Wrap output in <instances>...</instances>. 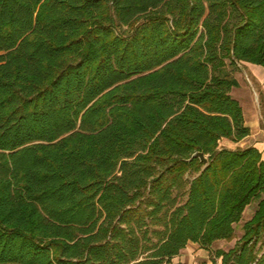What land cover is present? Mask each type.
<instances>
[{
	"label": "trees",
	"instance_id": "16d2710c",
	"mask_svg": "<svg viewBox=\"0 0 264 264\" xmlns=\"http://www.w3.org/2000/svg\"><path fill=\"white\" fill-rule=\"evenodd\" d=\"M242 63L264 0H0V264H173L255 202L215 256L264 264L262 154L220 149Z\"/></svg>",
	"mask_w": 264,
	"mask_h": 264
},
{
	"label": "rangeland",
	"instance_id": "374dc122",
	"mask_svg": "<svg viewBox=\"0 0 264 264\" xmlns=\"http://www.w3.org/2000/svg\"><path fill=\"white\" fill-rule=\"evenodd\" d=\"M253 67L263 69L261 66L255 65ZM228 71L240 84L239 87L233 89L232 96L240 102L245 113H248V111L250 110V104H251L250 101H252L253 106H256L258 108L259 113L262 114V117L264 119V115H263L264 79L260 77L259 75L260 72L252 71L251 66L244 63L239 64V67L237 69L228 67ZM220 149L238 150L240 148L233 143L231 144L221 143ZM257 208H258V203L256 202L247 208L243 220L239 224L235 225L236 233H235V239L233 241L224 244H219L215 246V248L214 247L212 248V253L209 252V255L207 256V258L212 262V264H220L222 261L221 259L218 258H216L215 260L213 259V257H216L215 256L216 251L221 250V248L226 251H229L235 247V244L244 235L245 223L253 218ZM186 249L181 253L180 256L181 260L183 259V261L186 262L187 264H204L203 260L200 259V257L198 258L195 255L196 253L194 251L192 250L188 251V249L187 250ZM195 258L199 259V261L193 262V259ZM175 261H178V259H176Z\"/></svg>",
	"mask_w": 264,
	"mask_h": 264
},
{
	"label": "crops",
	"instance_id": "0c3cea01",
	"mask_svg": "<svg viewBox=\"0 0 264 264\" xmlns=\"http://www.w3.org/2000/svg\"><path fill=\"white\" fill-rule=\"evenodd\" d=\"M248 65L251 66L252 71L260 72L259 73L260 77L264 79V68L263 67H262L263 69H261V68L253 67L255 65H251V64H248ZM239 86L240 84L238 83V87ZM250 102H251L250 110L248 111V113L244 112V121H245V125L251 129V135L240 142H234L228 139H223L220 141V145L221 143H224V144L233 143L236 146H238L240 149H245V148H250V147L256 148L261 152L263 160H264V119L262 117V114L259 113L258 108L256 106H253L252 101ZM224 243H228V241L223 240V241L216 242L213 245V247L215 248V246L219 244H224ZM187 249L188 251L189 250L194 251L196 253L195 255L198 258L200 257V259L203 260L204 264H212V262L207 258V256L209 255V251L202 249L198 244L191 243L189 244ZM221 250H224V249L221 248ZM180 256L176 257L173 260L174 264H177L180 262L186 263L183 261V259L182 260L180 259ZM176 259H178V261H175ZM213 259L215 260L216 257H213ZM196 261H199V259H196V258L193 259V262H196ZM220 264H222V261Z\"/></svg>",
	"mask_w": 264,
	"mask_h": 264
},
{
	"label": "water",
	"instance_id": "95a60500",
	"mask_svg": "<svg viewBox=\"0 0 264 264\" xmlns=\"http://www.w3.org/2000/svg\"><path fill=\"white\" fill-rule=\"evenodd\" d=\"M193 158H199V159H201L202 163H204V164H207L208 163V158L202 152L196 153L193 156Z\"/></svg>",
	"mask_w": 264,
	"mask_h": 264
}]
</instances>
